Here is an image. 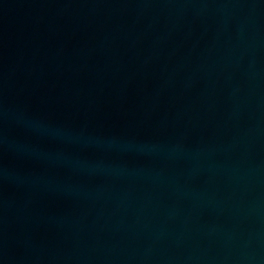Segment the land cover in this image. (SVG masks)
I'll use <instances>...</instances> for the list:
<instances>
[{
  "label": "water",
  "instance_id": "obj_1",
  "mask_svg": "<svg viewBox=\"0 0 264 264\" xmlns=\"http://www.w3.org/2000/svg\"><path fill=\"white\" fill-rule=\"evenodd\" d=\"M0 264H264V0H16Z\"/></svg>",
  "mask_w": 264,
  "mask_h": 264
}]
</instances>
